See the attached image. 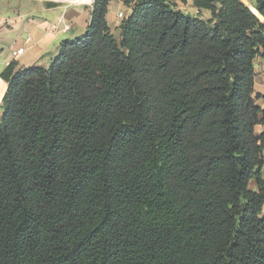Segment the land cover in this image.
Returning a JSON list of instances; mask_svg holds the SVG:
<instances>
[{
	"label": "trees",
	"instance_id": "1",
	"mask_svg": "<svg viewBox=\"0 0 264 264\" xmlns=\"http://www.w3.org/2000/svg\"><path fill=\"white\" fill-rule=\"evenodd\" d=\"M110 1L0 73V264H264V0Z\"/></svg>",
	"mask_w": 264,
	"mask_h": 264
},
{
	"label": "crops",
	"instance_id": "2",
	"mask_svg": "<svg viewBox=\"0 0 264 264\" xmlns=\"http://www.w3.org/2000/svg\"><path fill=\"white\" fill-rule=\"evenodd\" d=\"M244 3L253 6L250 0ZM187 4L197 12L193 0H187ZM92 5L90 0H0V73L11 61L16 63V68L48 66L58 52L61 40L84 33L90 22ZM123 7L128 8V15L131 6L123 0H111L108 4L106 20L116 38L120 37L122 22L117 13ZM260 20L264 21L263 18ZM64 26L68 28L64 29ZM21 47L23 51L18 53ZM254 63L255 73H263L259 78L255 76V84L259 85L254 84L255 91L264 92V63L260 57H256ZM6 86L0 77V116ZM262 176L264 178V164Z\"/></svg>",
	"mask_w": 264,
	"mask_h": 264
},
{
	"label": "rangeland",
	"instance_id": "3",
	"mask_svg": "<svg viewBox=\"0 0 264 264\" xmlns=\"http://www.w3.org/2000/svg\"><path fill=\"white\" fill-rule=\"evenodd\" d=\"M242 1L245 2V0H242ZM246 4H248V3L246 2ZM248 5H249V4H248ZM177 7H178L180 10H183V11H185V12H189V13L196 14V12L192 9L191 5H189V4H187V3L184 4V5L178 3V4H177ZM252 8H253V6H250V9H252ZM121 10H122L121 12H122L123 14L127 15L128 8L123 7ZM200 16H201L202 18H208V17H210V12L207 11V10H203V11L201 12ZM119 19H120V18H119ZM80 35H81V34H80ZM80 35H78V36H80ZM117 39H119V38H117ZM256 76H257V78H259V77L263 76V73H262L261 71H257ZM255 85H256L257 87L259 86L257 83H256ZM258 129H260V128H258ZM251 186H253V184H251Z\"/></svg>",
	"mask_w": 264,
	"mask_h": 264
},
{
	"label": "built area",
	"instance_id": "4",
	"mask_svg": "<svg viewBox=\"0 0 264 264\" xmlns=\"http://www.w3.org/2000/svg\"><path fill=\"white\" fill-rule=\"evenodd\" d=\"M90 1L93 2L94 0H90ZM125 16H126V15L123 14L121 11L117 13V17L120 18L121 20H122V18H124ZM67 28H68V26H64V29H67ZM22 51H23V48H22V47L19 48V49L17 50L18 53H21Z\"/></svg>",
	"mask_w": 264,
	"mask_h": 264
},
{
	"label": "bare ground",
	"instance_id": "5",
	"mask_svg": "<svg viewBox=\"0 0 264 264\" xmlns=\"http://www.w3.org/2000/svg\"><path fill=\"white\" fill-rule=\"evenodd\" d=\"M256 14V13H255ZM257 15V14H256ZM259 17H262L260 14H259ZM263 18V17H262ZM261 19V18H260Z\"/></svg>",
	"mask_w": 264,
	"mask_h": 264
},
{
	"label": "water",
	"instance_id": "6",
	"mask_svg": "<svg viewBox=\"0 0 264 264\" xmlns=\"http://www.w3.org/2000/svg\"><path fill=\"white\" fill-rule=\"evenodd\" d=\"M253 12V11H252ZM254 13V12H253ZM255 14V13H254ZM256 15V14H255ZM258 16V15H257ZM258 18H260L259 16H258Z\"/></svg>",
	"mask_w": 264,
	"mask_h": 264
}]
</instances>
